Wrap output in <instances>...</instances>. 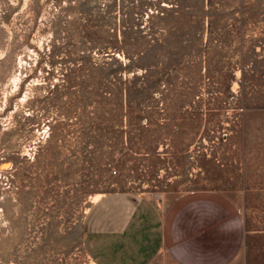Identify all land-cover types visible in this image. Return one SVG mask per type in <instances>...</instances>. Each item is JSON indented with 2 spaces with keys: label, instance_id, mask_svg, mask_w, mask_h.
Returning a JSON list of instances; mask_svg holds the SVG:
<instances>
[{
  "label": "rangeland",
  "instance_id": "rangeland-1",
  "mask_svg": "<svg viewBox=\"0 0 264 264\" xmlns=\"http://www.w3.org/2000/svg\"><path fill=\"white\" fill-rule=\"evenodd\" d=\"M199 190L264 264V0H0V264H95L96 196Z\"/></svg>",
  "mask_w": 264,
  "mask_h": 264
},
{
  "label": "crops",
  "instance_id": "crops-1",
  "mask_svg": "<svg viewBox=\"0 0 264 264\" xmlns=\"http://www.w3.org/2000/svg\"><path fill=\"white\" fill-rule=\"evenodd\" d=\"M83 243L95 264H244V217L217 191L177 198L163 212L143 197L111 195L88 212Z\"/></svg>",
  "mask_w": 264,
  "mask_h": 264
},
{
  "label": "bare ground",
  "instance_id": "bare-ground-1",
  "mask_svg": "<svg viewBox=\"0 0 264 264\" xmlns=\"http://www.w3.org/2000/svg\"><path fill=\"white\" fill-rule=\"evenodd\" d=\"M99 198H100V196H96V197L94 198V201L99 200Z\"/></svg>",
  "mask_w": 264,
  "mask_h": 264
},
{
  "label": "built area",
  "instance_id": "built-area-1",
  "mask_svg": "<svg viewBox=\"0 0 264 264\" xmlns=\"http://www.w3.org/2000/svg\"><path fill=\"white\" fill-rule=\"evenodd\" d=\"M112 173H113V174H116V173H117V171L114 169V170L112 171Z\"/></svg>",
  "mask_w": 264,
  "mask_h": 264
}]
</instances>
